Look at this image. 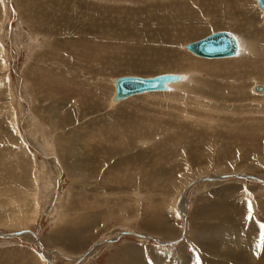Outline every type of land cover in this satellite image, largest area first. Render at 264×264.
<instances>
[{
  "label": "rangeland",
  "instance_id": "obj_1",
  "mask_svg": "<svg viewBox=\"0 0 264 264\" xmlns=\"http://www.w3.org/2000/svg\"><path fill=\"white\" fill-rule=\"evenodd\" d=\"M226 1L0 2L1 233H37L54 264H264L262 183H195L183 238L176 206L199 178L264 180V12ZM220 30L248 54L185 49ZM168 72L186 85L111 101L115 78ZM123 231L175 243L92 248ZM44 256L32 234L0 238V264Z\"/></svg>",
  "mask_w": 264,
  "mask_h": 264
},
{
  "label": "water",
  "instance_id": "obj_2",
  "mask_svg": "<svg viewBox=\"0 0 264 264\" xmlns=\"http://www.w3.org/2000/svg\"><path fill=\"white\" fill-rule=\"evenodd\" d=\"M257 4L260 9L264 10V0H257ZM186 49L195 55L206 58L232 56L237 51V40L229 31H216L188 43ZM178 78L177 75L172 73H163L153 77L121 76L115 80L114 99H124L145 91L163 90L166 88L167 83L175 81Z\"/></svg>",
  "mask_w": 264,
  "mask_h": 264
},
{
  "label": "bare ground",
  "instance_id": "obj_3",
  "mask_svg": "<svg viewBox=\"0 0 264 264\" xmlns=\"http://www.w3.org/2000/svg\"><path fill=\"white\" fill-rule=\"evenodd\" d=\"M226 1V0H225ZM227 2V1H226ZM256 6H257V0H256ZM258 7V6H257ZM260 11H262V12H264V10H262V9H259ZM240 12V14L242 13V11L240 10L239 11ZM194 13V12H193ZM187 18V17H186ZM182 21V20H181ZM160 23V22H159ZM189 23V22H188ZM221 31V30H220ZM214 32H216V31H214ZM236 40H237V38H236ZM193 42V41H192ZM251 42V41H250ZM188 44V43H187ZM186 44V45H187ZM239 44V45H238ZM186 45H185V49H186ZM252 48V45L249 43V41H239V43H238V40H237V51H236V53L234 54V55H238L237 57H239V56H241V57H243V56H246V54H248V51L250 50ZM188 50V49H187ZM189 51V50H188ZM191 52V51H190ZM192 53V52H191ZM194 54V53H193ZM195 55V54H194ZM234 55H232V56H234ZM197 57H201V56H198V55H196ZM226 57H231V56H226ZM201 58H206V57H201ZM217 58H225V57H217ZM208 59H213V58H208ZM131 67V66H130ZM62 69V68H61ZM168 73H172V72H168ZM161 74H163V73H161ZM172 74H175V75H177L179 78L177 79V80H175V81H171V82H169V83H167L166 84V88L165 89H163V90H159V91H145V92H142V93H138V94H135V95H140V94H144V93H150V92H162V91H168L169 89H175V88H179V87H183V85L185 86L186 85V75L185 74H183V73H172ZM157 75H159V74H157ZM126 76H128V75H126ZM132 76H134V75H132ZM154 76H156V75H154ZM151 77H153V76H151ZM118 78V77H117ZM117 78H115L114 80H113V84H114V93H115V80L117 79ZM191 81V80H190ZM188 85L186 86V90L188 89ZM186 90H185V92H186ZM264 90V89H263ZM189 91V90H188ZM190 92V91H189ZM114 93H113V95H112V97H111V101H113L114 103H117V102H120V101H122V100H125V99H127V98H129V97H131V96H135V95H131V96H129V97H127V98H124V99H120V100H115L114 99ZM193 93V92H192ZM194 94H195V92H194ZM140 144V143H139ZM62 151V150H61ZM240 176V177H239ZM248 176H250V177H248ZM229 178H236V179H248V180H253V181H257V182H260V183H262L263 185H264V180L263 179H261V178H258V177H256V176H253V175H248V174H243V173H232V174H224V175H219V176H213V177H205V178H199V179H197V180H195V181H192L191 183H189L187 186H186V188L184 189V191L182 192V197L184 196V194H185V192H187V190L190 188V187H192L195 183H198V182H203V181H218V180H224V179H229ZM180 198V200L177 202V209L179 210V212L183 215V218H184V227H183V231H182V237L181 238H183L184 237V235H185V233H186V230H187V225H188V221H187V217H186V214H185V212L182 210V204L181 203H183V199H184V197L183 198ZM182 199V200H181ZM180 214V215H181ZM18 232V233H17ZM24 234H32L34 237H35V239H36V241H37V243H38V245H39V247H40V254L42 255V256H44V247H43V245L41 244V242H40V239H39V237H38V235H37V233H35V232H33V231H29V230H27V229H23L22 231H15V232H10V233H1L0 232V238L1 239H13V238H16V237H18V236H21V235H24ZM124 236H135V237H138V238H141V239H152L153 241H155V242H157L158 244H160V245H170V244H174L175 243V240L173 241V240H171V241H169V242H163V241H159L158 239H156L155 237H152V236H148V235H144V234H140V233H137V232H134V231H123V232H120L117 236H115V237H113V238H110V239H107V240H105L104 242H100V243H97V244H95L94 246H92V248L93 247H98V246H100L101 244H104V243H113V242H115L116 240H118V239H120L121 237H124ZM168 253V252H167ZM170 253H172V252H170ZM88 254H89V252H87V253H85V254H83V256L82 257H80V259H79V261L78 262H80V261H82L84 258H86L87 256H88ZM45 257V256H44ZM46 258V257H45ZM47 260H48V262L50 263V264H54L52 261L53 260H51V259H48V258H46ZM122 259V258H121ZM78 260V259H77ZM128 261H129V259H128ZM124 263V262H123Z\"/></svg>",
  "mask_w": 264,
  "mask_h": 264
},
{
  "label": "snow or ice",
  "instance_id": "obj_4",
  "mask_svg": "<svg viewBox=\"0 0 264 264\" xmlns=\"http://www.w3.org/2000/svg\"><path fill=\"white\" fill-rule=\"evenodd\" d=\"M0 2H2V0H0ZM249 217L251 216V204L249 203ZM261 227H264V225H262ZM261 244H264V233L261 234ZM257 247H260V244L257 245Z\"/></svg>",
  "mask_w": 264,
  "mask_h": 264
}]
</instances>
